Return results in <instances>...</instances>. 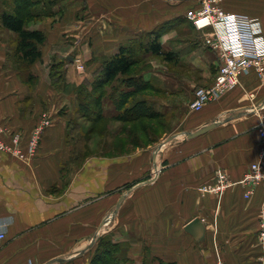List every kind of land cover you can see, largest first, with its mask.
Here are the masks:
<instances>
[{
  "label": "crops",
  "instance_id": "obj_1",
  "mask_svg": "<svg viewBox=\"0 0 264 264\" xmlns=\"http://www.w3.org/2000/svg\"><path fill=\"white\" fill-rule=\"evenodd\" d=\"M227 1L234 7L229 11L261 19L264 30V1L252 6ZM183 2L188 1L64 0L66 12L29 24L46 37L39 61L17 67L10 51L0 47V124L9 134L6 141L19 132L25 146L50 120L34 158L20 160L0 151V230L5 231L0 264L56 259L52 264H90L92 236L103 233L113 243L128 244L130 264H264V185L247 198L240 183L258 159L264 80L256 73L243 75L236 88L191 111L185 84H210L218 62L182 50L170 3ZM165 22L170 27L162 41L176 44L166 49L178 53V61L163 59V83L155 92L163 97L164 117H178L162 136L217 125L193 138L180 135L157 152L149 145L95 162L76 160L70 121L80 74L69 58L116 54L137 34ZM78 42L81 52L72 54ZM203 58L205 63L199 61ZM98 62L93 59L88 71L99 70ZM219 171L228 172L234 184L220 194H203L200 186ZM195 218L205 225L202 240L186 230Z\"/></svg>",
  "mask_w": 264,
  "mask_h": 264
},
{
  "label": "rangeland",
  "instance_id": "obj_2",
  "mask_svg": "<svg viewBox=\"0 0 264 264\" xmlns=\"http://www.w3.org/2000/svg\"><path fill=\"white\" fill-rule=\"evenodd\" d=\"M183 1H188V2L180 3V5L177 3H170L172 5L171 7L172 10L176 11L177 13L176 18L178 19V21H175L177 19H174L171 20L170 22H177L176 26H178L177 31L180 35L179 37L182 40H184L181 47L182 50L183 51L185 50L187 52L190 51L192 52L196 50L198 52H202L203 55H205V57L208 58L207 59L208 62L210 60L217 61L219 65L218 55L214 50H212V48L208 43V39L212 37V29L209 27L205 29H197L194 26L191 19L187 17V12L190 9L194 8V6L200 5L201 2L196 0L195 1L183 0ZM235 1L237 2V0ZM239 1L241 3L242 2L248 3L247 4L248 6H252L256 4L255 3L256 1L260 2V0H239ZM219 3L226 11L232 10L234 8V7H230L233 6V4L230 3V1L220 0ZM24 4L25 5L27 4L29 6L30 10L28 9V11L34 12L35 10V12L41 13L40 15H35L36 19H33V21L44 19L47 17L46 15L59 16L63 13V11L66 12V9H64V0H18V1L0 0V15L3 11L8 9H13V7H18L17 12L22 14L25 11L19 8H21L20 6H23ZM41 11H43L46 14L42 13ZM246 12H250V11H246ZM168 23L169 22H165L164 24L157 26V28L152 29L149 32L143 31L137 34L133 40L129 41L130 43H126L125 45H122V47H125L126 49L128 48L133 49L132 57L136 60V62L133 66L131 73L132 76H134V78L138 79L140 82L139 89L136 93L134 89L130 90L132 91V94H130L129 90L128 91L126 90L127 88H125L123 82L125 80V76H120V75L117 77V79L105 83L103 87H99V88L93 87L95 85V84L93 85V83H95L97 80L98 81L103 80L104 77H102L103 74L101 68L99 70L96 68L95 70H91L90 72L88 71L89 70L88 66L92 64L93 59L95 61H99L98 64H102L107 58L111 57L113 54H110L107 57L103 56L102 54H100L99 56L96 55V57L91 58L89 61H83L81 58H79V56L73 58L70 55L71 56L70 58H72L74 62L72 64L77 66L75 69H77L78 70L77 73L80 74L79 75L80 77L78 76L77 79L78 83L74 88V91H76V95H77L75 113L73 112V114L71 115L72 119L70 121L71 122L70 124H72L73 129H75L74 131H76V136L73 137L75 140L74 155L76 160L82 161L85 159H90L92 162H95V160L99 159L100 156L115 157V156L125 155L127 153L129 154L132 150L136 149L137 147L146 148L149 147V145H151L150 147L155 152V148L159 143L164 141L168 136L174 134L171 132V135L168 134L167 136H165L166 138L162 136L165 127L167 128H170V126L173 127L175 122L177 121L178 115L175 116V114L173 116L167 115L163 119L159 118V116H154V118L141 117L135 121L133 120L128 122H124V120H121L123 118L119 117V114L123 113L126 108H129V106L133 101L138 99L144 100L145 98L146 99L151 98L150 100L154 108V112H158L159 114L162 113V106L160 103L163 100V97L160 95L158 96L157 93L155 92V89L160 88L161 84L163 83L162 65L164 64L163 63L164 58L160 55L150 52V50L147 47H149L150 43L153 42L154 39H157V41L159 40L165 52L169 51L168 49H166L169 48V46H173V45L176 46V44H173V42H167L166 40L162 41L163 38L162 35L165 33V29L170 27ZM164 41H165V47H163ZM80 44H81L80 42H78V44H74L75 45L73 48L74 53L72 54L77 55L79 54V52H81ZM16 46H17V34L14 32H10L8 29H5V27L3 28L0 20V47H5L7 49V52L10 51V57H12V59H15L14 64H16L17 67L19 66L23 67L26 65V62L22 60L21 54L17 53ZM102 56L106 58H103ZM199 61L205 63L204 58L203 60L200 59ZM66 63L68 64L70 63V61L68 62L66 61ZM80 65L85 67L86 71L80 70L79 68L81 67ZM175 68L176 71L178 72L179 71L178 66ZM216 71L217 70H212L215 76L217 74ZM55 74H58L57 69ZM196 77H199V74H197ZM174 81L175 80H171V82ZM185 85H186L185 91L190 92L193 100L195 90L200 86H207L209 84L206 83V85H204V82L202 83L200 82V84L196 86H191L188 83H186ZM80 89H83L84 95L82 94L81 96H79V92L81 91ZM87 93H89V95H91L92 97H95L97 95H102L101 107L100 105H97L95 102H93L92 104L93 111L89 110L88 112H85V110L84 111L81 110L80 102L83 100L87 101L90 98L86 96ZM190 104L188 105L189 107ZM191 111L193 110L191 109ZM125 116L126 118H133L134 115L131 113H126ZM160 120H164L163 125H161ZM177 134L180 133L177 132ZM152 137L157 139L155 143L153 141H149L150 138ZM178 137L179 136H177L176 139L174 138L172 140L176 142L178 141ZM184 137L185 136H183V139ZM28 143L29 140L26 142L25 146H21V147L22 148L26 147ZM39 146H40V141L38 144L37 152ZM155 178L156 176L153 175V177H151L149 180L153 181ZM113 209L111 211L112 213H113ZM92 237H93L91 240L92 246L90 247L91 250L89 251V253L86 254L91 258V260L97 252L99 246L98 245L99 240L103 239L104 237L109 239V236H105L104 233L100 234L99 237L98 234L93 235ZM120 246L124 250V253L121 252V255L126 256L127 259L126 264H130V258L128 257L129 255L128 247H127L128 244L122 243L120 244ZM114 251H112V253L109 254L110 257L114 256ZM107 256L108 255H106V257Z\"/></svg>",
  "mask_w": 264,
  "mask_h": 264
},
{
  "label": "built area",
  "instance_id": "obj_3",
  "mask_svg": "<svg viewBox=\"0 0 264 264\" xmlns=\"http://www.w3.org/2000/svg\"><path fill=\"white\" fill-rule=\"evenodd\" d=\"M200 5L187 12L197 29H212V37L208 43L219 59L217 74L213 82L200 86L194 92L190 104L193 111L201 110L206 104L220 98L223 94L240 84L243 75L256 73L264 80V30L261 19L245 13L226 11L220 0H196ZM81 66V65H80ZM80 70L86 71L81 66ZM262 122L258 132L261 143L258 159L251 163L248 171L240 181L245 189V197L249 198L258 185H264V111L261 112ZM50 120L43 122L32 134L29 143L22 148V134L12 133L10 140L7 130L0 124V151L20 160H28L36 155L43 128ZM234 184L231 175L226 171L216 173L214 180L200 186L203 194H220ZM264 237V227L260 233ZM5 237V231L0 230V242ZM26 264H34L28 260Z\"/></svg>",
  "mask_w": 264,
  "mask_h": 264
},
{
  "label": "trees",
  "instance_id": "obj_4",
  "mask_svg": "<svg viewBox=\"0 0 264 264\" xmlns=\"http://www.w3.org/2000/svg\"><path fill=\"white\" fill-rule=\"evenodd\" d=\"M20 7L21 8L19 9L24 10V13H18V7H13V9L3 11L0 15V20L3 27L17 34V53L21 54V57L26 62V65H31L39 61L42 57L41 45L44 44L46 37L44 33L40 31V29L37 30L28 28V25L33 21V19H36L35 15H40L41 13L35 12V10L34 12L28 11L29 6L27 4H24ZM41 12L44 13L43 11ZM147 48L150 50V52L162 56L165 60L174 61L175 63L178 61V55L173 51L165 52L161 46V43L159 40L157 41V39H154ZM132 52L133 49L121 47L120 51L107 58L101 65V71L103 74L102 77L105 79L103 78L101 81L97 80L95 83H93V85L95 84L93 87H103L105 83L117 79V77L120 75L125 76V80L123 82L125 88H127L126 90H129L130 94H132V91L130 90L134 89L136 93L139 89L140 82L138 79L134 78L131 73L136 62V60L132 57ZM80 90V92L78 91L79 96L82 94L84 95L83 89ZM86 96L90 98L87 101L83 100L80 102L81 110H85V112H88L89 110L93 111V102H95L97 105H100L101 107L102 95L92 97L89 95V93H87ZM126 113L133 114V118H126ZM154 116H159L161 119L164 118L162 113L159 114L158 112H154L152 104H150L147 99H138L133 101L129 108H126L123 113L119 114V117L123 118L121 120H124V122L133 120L135 121L141 117L154 118ZM160 123L163 125L164 120H160ZM149 141H157V139L152 137ZM98 245L97 252L90 261V264H126L127 259L126 256L121 255V252L124 253V250L120 245L113 243L106 237L100 239ZM112 251H114V256L110 257L109 254L112 253ZM106 255L108 256L106 257Z\"/></svg>",
  "mask_w": 264,
  "mask_h": 264
},
{
  "label": "water",
  "instance_id": "obj_5",
  "mask_svg": "<svg viewBox=\"0 0 264 264\" xmlns=\"http://www.w3.org/2000/svg\"><path fill=\"white\" fill-rule=\"evenodd\" d=\"M70 60H72V58H70ZM216 125L217 124L215 122H212V123H210V124H208V125H206L204 127H201L199 129H197L196 132L195 131L194 132H190L189 131V132L180 133V134L181 135H183V134L185 135L184 139L193 138V137L198 136V135H200V134H202V133H204V132H206L208 130L210 131V129L214 128ZM180 134H172L171 136H168L164 141H162L161 143H159L156 146L155 152H157L166 143H169V141H171L172 139L176 138L177 136H180ZM119 204L117 205V209L119 207ZM116 212H117V210H116ZM186 230H188L189 232H191L197 240H202L204 238V235H205V225L200 220V218H195L191 222H189L186 225ZM91 246H92V244H91ZM81 252H83V251L81 250V251H77V252L73 253L72 254V257L80 254ZM55 261H57V259L56 260H53V261H51L49 263H46V264H52Z\"/></svg>",
  "mask_w": 264,
  "mask_h": 264
}]
</instances>
